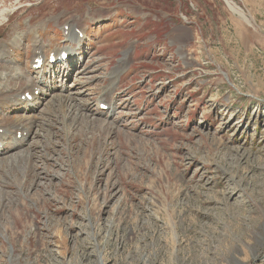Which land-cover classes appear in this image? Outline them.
Wrapping results in <instances>:
<instances>
[{
	"label": "rangeland",
	"instance_id": "374dc122",
	"mask_svg": "<svg viewBox=\"0 0 264 264\" xmlns=\"http://www.w3.org/2000/svg\"><path fill=\"white\" fill-rule=\"evenodd\" d=\"M19 1L27 34L20 16L11 23ZM2 10L6 38L26 34L28 50L36 37L59 46L58 25L88 31L83 49L68 45L81 67L77 56L44 87L71 80L73 112L47 90L35 113L16 115L33 132L26 157L0 156V264H264V0H0ZM124 56L128 88L107 101ZM15 57L26 71L30 53ZM85 83L106 87L115 112H101L104 99L90 109Z\"/></svg>",
	"mask_w": 264,
	"mask_h": 264
},
{
	"label": "bare ground",
	"instance_id": "6f19581e",
	"mask_svg": "<svg viewBox=\"0 0 264 264\" xmlns=\"http://www.w3.org/2000/svg\"><path fill=\"white\" fill-rule=\"evenodd\" d=\"M9 15H10V12L8 10H2L0 12V18H2V17L6 18ZM17 30H20V29H17ZM68 35H69V40L71 42H76L77 45H80V43L82 42L78 38V36H77V41H76V39L72 38V35H75L74 33H71V36H70V33H68ZM2 41H3L2 44H0V75H3L5 73H7L8 69H9L7 67L8 59H9V56H10V50L8 49L9 44L11 42H14V44L16 46H18V48H21L22 44H23L22 40L17 41L16 38L12 39V37L11 38H4ZM35 47H36V49L32 51L31 69L34 72H36V73H34V75H36V76L34 78L31 77V76L27 77L29 87H34V89L32 90V93L30 92V94L33 95V99L31 101H29L26 98L23 101V96H25V92H24V93H22L20 95L7 96L6 100L10 104H20V105L21 104H25V105L27 104V106H30L32 103L36 102L39 99V97L35 96V90L39 89L41 91V93H42L43 92L42 88L47 86L48 83H49L48 75L51 74L53 76V74H54V71H52V69H51V68H53V66H50L48 69H46L44 66H42L40 68H36V66L38 65L37 59L42 58L45 51H44V46H42L39 42L35 43ZM63 52H66V53L69 54L70 60H74V59L77 58V56H79V52L78 51H74L73 49L70 48V46H65L61 51L55 53L56 54L55 57L56 58L61 57ZM62 64H64L63 65L64 67H65V65H69V63H62ZM64 67H63V69H65V72H66V67L65 68ZM53 77H55V75ZM35 78H37V79H36L35 82H33V79H35ZM33 84H35V86ZM5 89H7V88H3V89L0 88V91L4 92ZM108 89L109 90H107V89L105 90L106 93L104 92L103 97H105L106 94L107 95L111 94L113 88L109 87ZM57 98L60 99V104L61 105H63V103H64V105L67 106L68 110L71 111V110L74 109L75 101H73V99H71V98H69V97H67V96H65L63 94L57 95ZM74 100H76V99H74ZM103 104H105L103 101L98 103L99 106H101ZM105 105H107V104H105ZM111 109H112V107L108 105V110H107L108 114H110L111 111L115 112V110L113 111ZM71 112H73V111H71ZM13 123H14V120L9 121V120H5L4 118L2 119L1 113H0V129L1 128L4 129L3 133L0 134V156H4L7 153L9 154L11 152H14L13 154L18 152L19 153L18 155L11 156V157H6V159L12 158V157H18V158H16L13 161V163H17L20 160V158H25L26 157L25 154H24L25 153L24 150L26 149L25 145L27 144V140L32 135L33 132L30 131V133H29L27 129H25L24 127L22 128L20 125H10V124H13ZM8 125H10V126H8ZM14 132H15V136H17L18 134H21L22 137L20 139H17V137H14L11 141H9L10 136L13 135ZM21 150H23V151H21ZM6 159L4 158V161ZM0 160H1V158H0Z\"/></svg>",
	"mask_w": 264,
	"mask_h": 264
}]
</instances>
